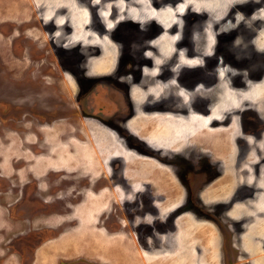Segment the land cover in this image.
Listing matches in <instances>:
<instances>
[{"label":"rangeland","instance_id":"1","mask_svg":"<svg viewBox=\"0 0 264 264\" xmlns=\"http://www.w3.org/2000/svg\"><path fill=\"white\" fill-rule=\"evenodd\" d=\"M244 1L249 0H0V181L17 185L14 189L9 185L10 189L2 187L6 192L0 193L1 257L7 256L12 264H64L65 260L73 261L71 264H94L96 258L97 264L104 261L109 264H221L218 245H231L227 234L233 241L237 220L245 214L253 217L250 221L255 220L249 225L251 229L248 227L250 233L246 235L245 242L251 245L255 242L251 239L252 233H260L257 236L260 243L254 246L258 248L253 249L258 256L254 264H264V253L258 251L264 244V233L260 231L264 229V220L258 217L264 212V136L261 140L260 135L259 143L258 140H250L251 153L247 157H240L241 150L237 149L241 145L239 140L247 139L246 132L251 130L242 120L238 121L241 110L247 106L249 109L256 108L254 110L264 120V77L256 79L245 90L229 88L232 81L224 74V89L221 87L224 93L219 107L226 96L236 99L239 104L234 101L236 106L225 113L224 121L218 123L223 125L224 132L215 136L217 140L227 139L228 154L222 157L208 149L207 153L220 162L219 168L210 169L213 178L208 177L207 171L204 174L195 170L197 164L187 165L189 148L203 152L207 149L200 142L186 136L174 141H168L166 137L160 141L155 139L161 126L186 130L179 124H169L167 120L173 119L175 123L180 116L186 117L189 113L184 110L174 112L167 101L162 103L169 94L162 81L160 65L173 54L178 32L184 31L183 40L187 44L191 30L197 31L199 37L203 35L202 19L206 21L205 25L211 23L215 26L232 6ZM114 11L117 14L112 17ZM259 12L262 13V10ZM92 13L94 21L91 23ZM122 21L126 24L115 28ZM148 23L160 32L154 49H158L162 57H155V68L148 70L147 76L153 79L151 84L135 89L136 96L144 100L139 102L134 125L136 132L140 131V136L147 140L144 148L134 150L124 142L120 144L99 121L87 116L84 95L88 92L90 80L85 75H111L118 65L120 49L125 52L143 48L144 43L139 41L137 30L144 29ZM236 28L234 32L240 30ZM207 33V48L210 49L214 35L211 25ZM238 33L241 34L240 31ZM199 37L195 38L197 49L205 46ZM259 44L264 47V32ZM148 49L149 57L152 49ZM244 56L233 55L232 59L256 65L261 61L257 54L251 59ZM127 61L122 63L125 71H129L125 69L127 66L132 69L135 63L131 58ZM195 61L202 63L201 59ZM189 73L194 77L196 69L189 68ZM220 74L222 76L223 73ZM181 76L188 81L193 80L185 73ZM173 88L171 93L180 105L177 108H184V91ZM158 103L166 108L160 109ZM230 140L233 141L232 148L229 147ZM110 161L122 162L126 173L131 174L132 171L135 177L131 175L129 179L135 189L161 180L154 187V193L161 201L158 207L162 217L176 207L174 239H169L168 235L159 236L168 229H162L163 226L159 227L157 223L155 225L163 231L152 226L157 231V240L150 247L140 245L138 238L142 235L139 231L130 232L127 238L121 232L112 236L96 229L102 212L109 210L113 199L122 198L121 190L114 192L116 196L113 199L111 192L103 191L99 195L88 192L84 202L71 208L74 209L72 216H58L63 212L58 208L63 205L61 196L69 185L66 180L59 183V177L94 180L107 175ZM200 161L202 166L205 160ZM168 162L175 164L176 176L167 167ZM144 166L150 171L146 179H140L137 170ZM258 167L260 175L255 171ZM48 176L49 187L36 190L37 181L34 178L48 179ZM201 180L199 195L189 194L191 184L194 186ZM203 182H206L204 186ZM103 186L97 184V188ZM57 196L59 199L56 201ZM198 197L205 201L203 206L194 203L199 213L195 216L185 209L183 202ZM220 201L236 202L229 209V214L235 218L219 216L218 209H222ZM137 204L130 209L138 210ZM228 204L230 207L231 202ZM130 217L123 215V219ZM155 217L152 214L150 219L153 221ZM115 219H110L108 223L115 227ZM160 219H157L160 223L164 221ZM30 220L32 224L28 222ZM222 220L226 230L218 234L217 228ZM11 232L16 233L20 242L13 247L4 245ZM68 245L73 250L65 256L62 246L67 248ZM129 245H134V249L129 251ZM88 247H94L98 252L106 251V256L99 259L91 253L86 254ZM143 247L156 252L148 256ZM62 254L64 257H61Z\"/></svg>","mask_w":264,"mask_h":264},{"label":"flooded vegetation","instance_id":"2","mask_svg":"<svg viewBox=\"0 0 264 264\" xmlns=\"http://www.w3.org/2000/svg\"><path fill=\"white\" fill-rule=\"evenodd\" d=\"M263 7L264 2L262 0H249L239 2L232 6L226 13V15L221 18L220 22L216 23L215 26L210 23L209 25L212 26L214 31V35H212L211 37L212 48L210 49L207 48L206 42L208 38L207 29L209 25L208 23L205 25V20L202 19L203 29L201 28V34L203 35L199 37V35H197V31L191 30L189 34V43L187 42V44L184 43L183 40L184 31H179L177 35L178 37L176 38L174 43L175 49L173 51V54L168 60L164 61L160 65V72L161 74L163 73L162 81L164 83L166 91L169 94L167 98H164L165 101L162 103L164 104L167 101L166 103H169L172 106L174 112L179 111L178 113H180L181 110H184L186 113L194 112L201 115L204 114V117L212 115L211 118H213L214 120L213 124L217 125V122H219L220 119L219 115L214 114V111L219 107L221 97L224 93V85H222L224 74L226 73L227 77L232 81V83L229 82L230 86L227 85L229 88H244L245 90H247L248 86H250L252 83L256 82V79L264 77V47L261 48L259 44V41H262V34L264 32V26L262 24L264 23ZM260 10H262V13L259 12ZM116 14L117 11H114L113 16H111L115 17ZM93 21L94 14L92 13L91 23ZM233 22L235 23L230 25V23ZM124 24H126L125 21L117 23V25H115V28L121 27ZM185 25L187 26V23ZM144 27V29H140V31L137 30V32L139 33V41H142L144 43L143 48L136 50H125V52H123L124 50L120 49L117 63L118 65L116 67V70L111 73V75L103 74L98 76L102 79H96L98 77H89L85 75V78L90 80V82L88 83V92L84 95V106L87 116L96 121H99L105 128L104 130H106L108 133H111L110 135L114 136L120 142V144L124 142L129 145L128 147L130 149L134 150L138 149V147L144 148V142H146L147 140L143 139V137L140 136V131L136 132L134 125L135 118L137 117L139 112V102L141 100H144L139 99L136 96L135 89L140 87L146 88L151 84L153 79L152 77L147 76L149 75L148 70H153L155 68V65L157 63L155 57H162L161 52L158 49H154V44L157 42V39L160 36L159 30L154 28L150 23H148L147 26L144 25ZM235 28L240 30L234 32L233 29ZM239 31L241 34L238 33ZM196 37H199V40L204 41L205 46L197 49V40H195ZM149 47L152 49V54H150L148 57L147 54L149 52ZM242 54L245 55L244 57H248L250 59L257 54L261 61L256 65L253 62L244 64L232 59L233 55L240 56ZM129 58L133 59L135 63L132 69H130L128 66H125V69L129 70L125 71L124 69H122V63L123 60L127 63V60ZM184 58L185 60H183ZM198 59H201L202 63L195 61ZM205 66L207 68H204ZM189 68L196 69L194 77V74L189 73ZM220 72L223 73L222 76ZM181 73H185V75H187L186 77H189L193 80L188 81L187 79L182 78ZM159 74L157 76H159ZM235 75H237V78H235ZM222 86L223 89L221 88ZM173 87L184 91L186 95V98L183 99L185 103L184 108H177V106L180 105L179 103H176L174 93H171L174 89ZM170 89L172 90L170 91ZM179 94L181 95V93ZM158 104L160 109L166 108L162 106L163 104ZM254 109L256 108L249 109V107L247 106V108H243L241 110V113L238 116V121L240 122L242 120L243 123L249 125L251 129L250 132H246V134L248 135H246L247 139L239 140L241 142V145L237 147V149L238 151L241 150L240 157H247L251 153V148H249L250 140H258L257 143H259L260 135L261 140L264 136V120L258 116V113H256L257 109ZM208 151V149H205L204 152L197 151L196 149H193L191 147L186 153V162H188L187 165H190L191 163L197 164V166H195L194 168L195 170L201 172L203 171L204 174L207 171L208 177L213 178L214 175H212L210 171L219 168L220 162L216 161L213 156L209 155L207 153ZM257 151L260 150L258 149ZM200 160H205V163H203L202 166H200ZM107 166L108 169H110L107 175L104 174L102 177L94 180H92L91 178L81 179L76 177H59V183H63L66 180L67 182L69 181V185L65 193L61 196L63 205L59 206L58 208L63 212H61V214H58V216H72L74 214V209L71 208H74L84 202V199L88 192H92L95 195H99L103 191L111 192L110 195L113 199L116 196L114 192L116 190H121L123 192L122 198L119 199L117 197L119 200L113 199V203L109 204V210L102 212V218L97 221L96 229L102 230L112 236L117 235V233L121 232L122 234H126L127 238L128 235H130V232L139 231L140 236L142 235L141 238H138L141 240V242L139 240L140 245H147L148 247L149 245H153L157 240V231L152 228V226L157 227L159 230V227L163 226L162 229L166 227L168 230H160L164 233H159V236L168 235L169 239H174L177 218L176 207L170 210L166 216L162 217L160 215V210L158 207L161 201L156 198L154 187H152V185H141L140 188L137 187L135 189L134 184L131 182L132 180L129 179L126 175L125 165L122 162L110 161ZM167 167L171 169L172 173H174L175 176L177 175L175 164L173 162H168ZM259 170L260 167L255 168V171L258 175H260L258 173ZM41 178L42 177L34 178L35 182L37 181L35 189H38L40 191H42L41 187H49L48 180L50 179L49 176L48 179ZM203 180L199 181V183H196L194 186L191 184L192 191L189 194L199 195V192H201V188H199V185ZM1 183L2 182L0 181V193H2L1 191L6 192V190L2 189V187L10 189V186L12 187V189H14L17 186L15 185L16 183ZM99 183L100 186L104 185L103 188H97V184ZM252 197H254V193L252 194ZM57 199H59L58 196L56 198V201ZM255 200L256 198L253 200V202ZM203 201L205 200L201 199L200 197L185 199L183 202V206H185V209H187L192 215L199 216L198 211L195 210L193 205L195 202H197L203 206ZM139 202H141V204H139ZM228 202H231L230 207ZM228 202L220 201V203H222V205H219L220 207H222V209H218V214L220 217H224L225 215L232 216L229 214V209L236 202ZM136 203H138L137 205L139 208L138 210L133 211L132 209H130V207H133L134 209ZM151 209H154L155 212H153ZM212 210L216 211V209ZM131 211L133 212L130 213ZM151 212L153 216H156L153 221L150 219V216L152 214L149 213ZM256 213L260 212L256 211ZM138 214L140 216H138ZM261 214L262 215H259L258 217L263 218L264 212H261ZM123 215L131 217L129 219H123ZM70 217H67V219ZM114 218H116L115 227L112 223H108L110 219L112 220ZM159 218L163 219L164 221L160 223V221H158ZM241 218H244V220H240ZM241 218L239 217L237 220L238 225L237 229H235L233 241L232 237L227 234V239H230L231 245H225V243L223 245H218V259L220 260L221 264H254L257 261L256 257L258 256L254 254L253 249L258 248H254V246L260 243V240L257 239V236H259V234L257 232L252 233L253 237H251V239L252 241H255L251 243L252 245H248L245 242V237L249 232L248 227L250 224L252 225L255 220L250 221L253 217H248L245 214L241 216ZM256 219L258 220L257 217ZM66 220H64V222ZM71 221L76 222L74 219H71ZM28 222L32 224L31 220ZM64 222H62V224ZM222 222L223 223H219V226L217 228L218 234L221 233V231L224 232L226 230L224 220H222ZM156 223L159 227L155 225ZM69 226L75 227L76 224H69ZM11 233L12 234L9 236L4 245L13 247L14 245H18V243L20 242L17 240L16 233ZM143 235L145 239H143ZM4 238L6 239V237ZM134 245L137 244L134 243ZM134 245H129V251L134 247ZM64 247L65 246H62L65 256H67V254L70 252L72 253L73 248L71 245H68L67 248ZM143 249L145 250L146 248L143 247ZM168 250L171 251L170 249ZM254 251L255 253H257V250ZM258 251H263L264 253V244L260 245ZM155 252L156 251H148L146 249L145 254L148 256H153ZM86 254L99 257L100 259L102 256H106V251L98 252V250L95 251L94 247H88L86 248ZM1 255L2 254H0V264H12L7 256H4L3 258L1 257ZM61 257H64V255L62 254ZM95 260L98 259L96 258ZM95 260L93 263L97 264L95 263ZM68 261L69 262L65 260L64 262L66 263L64 264L73 263V261ZM103 264L109 263L104 261Z\"/></svg>","mask_w":264,"mask_h":264},{"label":"bare ground","instance_id":"3","mask_svg":"<svg viewBox=\"0 0 264 264\" xmlns=\"http://www.w3.org/2000/svg\"><path fill=\"white\" fill-rule=\"evenodd\" d=\"M188 7V6H187ZM182 9V8H181ZM149 10V9H148ZM151 13V12H150ZM169 13V12H168ZM156 14V13H155ZM158 14V13H157ZM264 84V83H263ZM262 84V85H263ZM251 96V95H249ZM233 97V95H232ZM238 105V101H236V99H231L230 97L227 98H223L222 101H221V106L218 107L215 111H214V114L215 115H219V119L220 121L217 122V125L213 124L214 123V120L213 118H211L212 115H209V116H203L204 114L202 115H199L197 113H194V112H190L188 114V116L186 117H183V116H180L179 117V120L178 122H175L173 121V119H170V120H167L169 124H179L181 125L180 127H185L186 130L185 131H182L180 128H166L164 126H161V127H158V132L159 133V136L157 135V138L155 139H158L159 141L160 140H163L164 137H166V139L168 141H174L175 139L177 138H182L184 139V137L186 136L188 139H192V140H196L198 142H200V145H203L205 146L207 149L211 148L212 150H214L217 154H219L220 156L222 157H225L227 154H228V151L229 148H227V139L226 138H223L222 140H217L215 139V136L218 134V133H222L224 132L223 130V125L222 124H218L220 123L221 121H224V117H225V113L227 111H229V109H232L234 108L236 105L235 103ZM194 110V109H193ZM161 115V114H160ZM161 116H168V118H170L171 116L170 115H161ZM160 116V117H161ZM214 116V115H213ZM163 118V117H161ZM217 118V117H216ZM186 120V121H185ZM218 120V119H216ZM181 121V122H180ZM182 124H180V123ZM185 122V123H184ZM215 126H213V125ZM155 132V133H156ZM178 133V135L176 136V134ZM212 137L211 140H209L210 138ZM200 140V141H199ZM229 147L232 148L233 147V141L230 140V144H229ZM130 170V169H129ZM150 171L149 168L147 167H141L137 170V174H138V178L142 177V179H146L147 178V174L148 172ZM169 171V170H168ZM131 174L129 173H126L127 174V177L130 178L131 175L134 176V174L132 173V171H130ZM166 176H167V173L164 174V179H166ZM135 177V176H134ZM141 179V178H140ZM156 181V179H155ZM157 181L159 183H157ZM156 183L155 182H152L151 184L155 185V188H156V185H159L160 184V181L161 180H158L157 179ZM149 182V181H148ZM221 183H224L223 182H220L219 184ZM203 186L206 184V182H203L202 183ZM264 184V183H263ZM93 196V195H92ZM264 196V195H263ZM262 196V197H263ZM94 197V196H93ZM261 197V198H262ZM260 198V200H261ZM257 199V198H256ZM259 202V201H258ZM262 203V201H261ZM235 213V212H234ZM262 225V224H261ZM257 226V225H256ZM249 229H251V227H249ZM263 229V228H262ZM264 230V229H263ZM250 231V230H249ZM202 233V232H201ZM200 235V233H197ZM208 236V235H207ZM214 236V235H213ZM215 237V236H214ZM203 238V237H202ZM205 239V238H204ZM212 239V238H211ZM248 241V240H247ZM207 242V241H206ZM252 245V244H251Z\"/></svg>","mask_w":264,"mask_h":264},{"label":"crops","instance_id":"4","mask_svg":"<svg viewBox=\"0 0 264 264\" xmlns=\"http://www.w3.org/2000/svg\"><path fill=\"white\" fill-rule=\"evenodd\" d=\"M152 186L155 187V185H153V184H152ZM263 218H264V217H263ZM263 218H262L261 220H264ZM260 231L264 233V230H263V229H261ZM249 233H250V231L247 233V235H248ZM259 234H260V233H259Z\"/></svg>","mask_w":264,"mask_h":264}]
</instances>
